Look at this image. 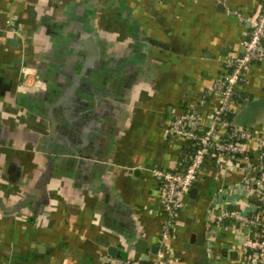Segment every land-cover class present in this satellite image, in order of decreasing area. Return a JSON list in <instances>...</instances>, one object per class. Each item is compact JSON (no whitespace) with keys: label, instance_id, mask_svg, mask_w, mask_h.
<instances>
[{"label":"crops","instance_id":"crops-1","mask_svg":"<svg viewBox=\"0 0 264 264\" xmlns=\"http://www.w3.org/2000/svg\"><path fill=\"white\" fill-rule=\"evenodd\" d=\"M262 2L0 0V264H112V249L143 263L253 264L247 227L208 221L225 201L264 213L244 172L208 161L163 245L152 171L186 166L192 146L168 137L172 122L195 106L210 123L221 99L198 98L242 53L237 13ZM12 17L23 40L5 31ZM246 79L233 119L264 136V62ZM24 81L45 89L21 92Z\"/></svg>","mask_w":264,"mask_h":264},{"label":"built area","instance_id":"built-area-1","mask_svg":"<svg viewBox=\"0 0 264 264\" xmlns=\"http://www.w3.org/2000/svg\"><path fill=\"white\" fill-rule=\"evenodd\" d=\"M165 3L168 0H156ZM241 22L249 24L248 37L243 42L241 55L226 61V71L222 77L208 86L198 98L199 105H206L212 96L221 99V105L209 124H204L203 114L198 107H191L176 116L172 122L169 138H180L196 148L191 153L186 166L180 171L153 170V176L159 183L160 195L163 200L165 221L160 244L165 245L171 236L179 214L187 206L185 198L196 187L201 171L208 161L225 168L244 172L245 184L251 195H256L258 203L264 207V136L256 133L254 128L238 125L233 118L234 97L239 87L247 82L246 73L255 63L264 62V0L260 11L251 17H243L237 13ZM5 31L23 40V32L17 20L12 17L7 22ZM25 72V71H24ZM27 76V72L24 73ZM45 88L41 83L31 86L24 81L21 92L38 91ZM232 119V120H231ZM258 156V161L253 157ZM220 197L218 195L217 199ZM264 212V210H263ZM209 227L223 225L226 221L240 223L248 228L243 236L242 250L253 264H264V213L243 214L228 207L212 206L209 209ZM112 264H143V258H112ZM147 264H172V257L159 255Z\"/></svg>","mask_w":264,"mask_h":264},{"label":"water","instance_id":"water-1","mask_svg":"<svg viewBox=\"0 0 264 264\" xmlns=\"http://www.w3.org/2000/svg\"><path fill=\"white\" fill-rule=\"evenodd\" d=\"M253 106H256V107H261L262 105H263V100H260V101H257V102H255V103H253L252 104ZM248 120H246L245 119V117H244V114H241L237 119H236V123L238 124V125H241V126H243L244 124L243 123H248L247 122ZM194 190V189H193ZM191 191V193H196V190H194V191ZM190 193V194H191ZM143 244V242L141 243V245ZM144 245V244H143ZM111 252V254L112 255H114V256H118L119 258H124L125 256H123V255H118V253H117V251L116 250H111L110 251ZM152 252L153 253H155V254H157L158 253V247H154L153 249H152ZM144 253V252H143ZM144 258H143V260H146V255H144L143 256Z\"/></svg>","mask_w":264,"mask_h":264},{"label":"trees","instance_id":"trees-1","mask_svg":"<svg viewBox=\"0 0 264 264\" xmlns=\"http://www.w3.org/2000/svg\"><path fill=\"white\" fill-rule=\"evenodd\" d=\"M231 118H233L232 116H231ZM232 120V119H231ZM192 146V145H191ZM195 150H196V148L195 147H193L192 146V148L190 149V151H192L191 153H194L195 152ZM143 264H147V263H143Z\"/></svg>","mask_w":264,"mask_h":264},{"label":"flooded vegetation","instance_id":"flooded-vegetation-1","mask_svg":"<svg viewBox=\"0 0 264 264\" xmlns=\"http://www.w3.org/2000/svg\"><path fill=\"white\" fill-rule=\"evenodd\" d=\"M44 89H45V88H44ZM44 89H43V90H44Z\"/></svg>","mask_w":264,"mask_h":264}]
</instances>
